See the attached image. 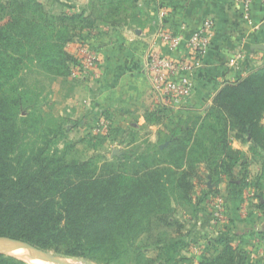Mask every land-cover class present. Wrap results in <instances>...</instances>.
<instances>
[{"label":"trees","instance_id":"obj_1","mask_svg":"<svg viewBox=\"0 0 264 264\" xmlns=\"http://www.w3.org/2000/svg\"><path fill=\"white\" fill-rule=\"evenodd\" d=\"M132 2L139 9L138 0ZM99 8V14H54L38 0L0 1V236L101 264H141L138 239L165 218L179 192L198 208L218 193L223 176L235 179L234 168L245 169L248 156L234 149L232 138L249 143L264 160V68L226 84L205 115H187L166 136L164 148L128 149L102 165L95 156L70 158L73 146L60 147L70 119L46 117L41 99L79 62L67 49L70 42L84 31L89 37L102 22L122 20L112 4L102 1ZM200 164L211 183L196 199L191 192ZM262 178L264 163L253 183L259 202L250 213L255 207L264 214ZM226 236L217 239L224 245L220 252L204 255L199 264L237 263L236 245ZM180 242L186 244L176 239L165 247L162 264H169ZM0 264L29 263L0 252Z\"/></svg>","mask_w":264,"mask_h":264},{"label":"crops","instance_id":"obj_2","mask_svg":"<svg viewBox=\"0 0 264 264\" xmlns=\"http://www.w3.org/2000/svg\"><path fill=\"white\" fill-rule=\"evenodd\" d=\"M40 1L46 8L47 4L52 5L54 14L92 13L90 0ZM263 2L254 0L246 18L234 0H138L144 11L151 8L152 17H139L135 22L128 17L116 24H98L92 29L90 39L100 55V77L82 80L68 76L64 81L69 84L65 95L69 110L65 114L73 120L68 124L69 133L75 127L84 133V138H92L104 148L112 147L115 152L167 146L166 136L187 115H205L226 84L264 68ZM160 8L167 9L165 16L159 15ZM208 17L215 21V32L202 64L193 74V94L182 103L167 105L156 96L152 77L145 70L148 55L152 51L171 55V50L159 37L161 31H180L184 26L189 35ZM70 52L76 56L75 49ZM100 114L111 120L109 136L91 135ZM233 139L232 145L238 152L251 154L249 143ZM263 163L262 160L260 174ZM199 171L206 176L204 168ZM238 173L239 170L235 171V179ZM208 180L211 183V179ZM223 182L218 184V193L208 198L222 194L230 212V198L239 199L241 190L229 180ZM254 202V205L258 203V198ZM252 210V213L259 212L255 207Z\"/></svg>","mask_w":264,"mask_h":264},{"label":"rangeland","instance_id":"obj_3","mask_svg":"<svg viewBox=\"0 0 264 264\" xmlns=\"http://www.w3.org/2000/svg\"><path fill=\"white\" fill-rule=\"evenodd\" d=\"M0 1L4 4L9 2V0ZM102 1L107 4H112L113 9L117 7L119 11L114 16L121 19L126 15L135 16L132 21L139 17H152L151 8L148 11H144L140 7L139 9H135L132 0H90L89 8H91L92 11L96 10L99 14V6H101ZM47 6L48 8L46 9L51 13V10L54 8L50 4H47ZM82 34L84 36L81 35L80 37H76L73 42H70L67 45L69 52L70 49L77 50L82 39L87 38V36H85L87 34L86 31H84ZM90 34L92 33L90 32ZM69 76H71V74ZM64 81H66V79L63 77L56 78V80L50 84L47 90L43 92V99H41V103L43 105L41 107L42 109L40 110L41 113L46 117H51V119L57 120V122L66 120L67 116L65 113H67L69 110L65 96L69 84ZM72 121L70 122L72 123ZM83 135L84 133L80 132L74 127L69 135H66L63 137V140H61V148H64L66 144H71L73 146L74 149L70 154V158L87 159L95 156V160L98 162V164L102 165L106 161H112L111 158L114 155H117V153L121 154V152L126 150L128 151V149H126L115 152L113 151L112 147L104 148L101 145L99 146V144L95 143L92 138H84L85 136L83 137ZM36 136L37 135H31V139H36ZM141 138H143V136L140 137V139ZM233 140L234 139L232 138V141ZM247 156V166L245 169L242 167L243 165H237L233 170L234 174L235 171L237 172L239 170V176H236V179H233L234 177L230 178L229 176L225 175L220 181L222 184L224 183L223 181H230V179H232L230 182L231 185L235 184V187H239L241 190L239 198L240 200L236 198H230V212L229 208L225 206V215L223 221L218 222L219 220L213 213L212 205L209 202L210 200L213 202V196L207 198L206 201L197 208V206L195 207V202L185 198L183 194L179 192L177 196H175L176 198L172 200V206L170 207V210L165 218L162 220H154L151 231L138 239L137 245L140 249H143L141 264L164 263L167 259L165 247L176 239H183V241L185 239L186 244L180 242L177 245L176 250L171 252L173 259L170 260L169 264H199L204 255H217V253L220 252L224 245L220 244L217 239L221 235H227L226 239H230V241H233L236 245V264H264V214L261 211L258 213H250L249 211L250 206L254 204V201L257 199L256 197L258 192L256 191L253 183H255V179L261 173L259 167H261L262 158L260 156L253 155L252 153L247 154ZM199 167L201 169H205L203 165H200ZM244 172L248 173L247 175H249L247 178H245V184L242 182V175ZM205 174H207L206 169ZM199 175L200 178L198 179L193 177L195 189L191 192L193 194L195 191L196 199H199L203 195L204 191L208 189L209 185V180L206 179L205 176H202L200 171ZM196 179L197 181H195ZM237 180L239 183H237ZM215 189H219V185L218 187L216 186ZM224 201L226 204L225 198ZM244 208H246V212L244 211ZM260 232L261 234H259ZM4 237L27 242L34 247L48 253L51 257L57 258L61 261L65 260L63 262H67V264H101L83 257L66 256L57 253L52 249L42 248L20 238H14L10 236ZM12 251L13 250L10 249L6 244L0 245V252L22 259L17 255H13ZM139 259V255L135 254L133 256L134 262H139Z\"/></svg>","mask_w":264,"mask_h":264},{"label":"built area","instance_id":"obj_4","mask_svg":"<svg viewBox=\"0 0 264 264\" xmlns=\"http://www.w3.org/2000/svg\"><path fill=\"white\" fill-rule=\"evenodd\" d=\"M234 3L241 7L245 17L248 18L254 0H234ZM166 10V8H160L159 15L165 16ZM214 32L215 21L211 17L204 19L200 26L189 35H186L184 26L180 31L160 32L161 41L169 47L172 53L165 55L159 51H152L148 55L145 70L152 77L156 96L165 104L182 103L192 96L193 74L202 64ZM76 57L79 62L72 68V78L96 80L100 77V55L92 44L90 36L79 43ZM110 132L111 120L105 115H97L91 134L109 136ZM224 202V197L220 194L213 196V202L210 200L218 222L224 219L226 206ZM244 211L246 212V208Z\"/></svg>","mask_w":264,"mask_h":264},{"label":"water","instance_id":"obj_5","mask_svg":"<svg viewBox=\"0 0 264 264\" xmlns=\"http://www.w3.org/2000/svg\"><path fill=\"white\" fill-rule=\"evenodd\" d=\"M2 244H6L10 249H12V247L30 249L34 252L36 257L47 262H52L55 264H66L57 258L49 256L48 253L40 250L39 248L34 247L33 245L27 242L11 239L9 237L0 236V245ZM86 264H94V263H86Z\"/></svg>","mask_w":264,"mask_h":264},{"label":"bare ground","instance_id":"obj_6","mask_svg":"<svg viewBox=\"0 0 264 264\" xmlns=\"http://www.w3.org/2000/svg\"><path fill=\"white\" fill-rule=\"evenodd\" d=\"M12 250H13L12 251L13 255H17L18 257L22 258L23 260H25L31 264H55L52 262H47V261H44L42 259H39L38 257L35 256L34 252L30 249L12 247ZM4 251H6V250H4ZM2 252H3V249H2ZM63 261H65V260H63ZM66 264H67V262H66Z\"/></svg>","mask_w":264,"mask_h":264}]
</instances>
